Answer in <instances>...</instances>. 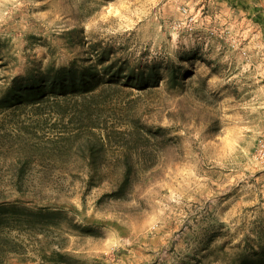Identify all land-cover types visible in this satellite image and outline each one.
I'll use <instances>...</instances> for the list:
<instances>
[{
    "label": "rangeland",
    "instance_id": "obj_1",
    "mask_svg": "<svg viewBox=\"0 0 264 264\" xmlns=\"http://www.w3.org/2000/svg\"><path fill=\"white\" fill-rule=\"evenodd\" d=\"M103 55L92 92L0 108V202L63 213L5 215L4 264H264V0H0V95Z\"/></svg>",
    "mask_w": 264,
    "mask_h": 264
},
{
    "label": "trees",
    "instance_id": "obj_2",
    "mask_svg": "<svg viewBox=\"0 0 264 264\" xmlns=\"http://www.w3.org/2000/svg\"><path fill=\"white\" fill-rule=\"evenodd\" d=\"M106 55L101 56L96 62L92 63V65L88 66L86 70L82 71L80 74H77L73 68H60L56 71L55 75H51L47 72H39L37 77L33 78L32 82H26V79L17 77L13 80V83L2 92L0 95V108L1 107H11L14 105H28L35 104L44 100L50 96H61L67 97L69 95H78L89 93L95 90L101 78L98 77V65L105 60H107ZM115 63H111L110 65L103 68L105 75L113 76ZM123 73V69L119 70L118 76H121ZM151 78H157L156 71H153ZM132 80H139L138 76L127 77ZM175 75L172 76V79H175ZM25 80V82H21V80ZM143 80V79H142ZM130 81V80H129ZM21 82V83H20ZM91 130V129H90ZM98 133L95 131H88L86 133L84 140L79 143V151L82 153L84 157H89L90 160L95 161L98 159V156L108 150V146L112 143V137L110 135L98 136ZM60 135H63L61 133ZM58 135V136H60ZM134 135V134H133ZM59 138V137H58ZM132 142V141H131ZM138 142V136H133V143ZM124 153L126 160L128 161L126 165V178L121 183V188L119 191H123V185L126 184L129 180V173L131 167V173L134 165V153L133 147L131 145V150L128 146L123 145ZM98 167V166H96ZM23 169V167L21 168ZM120 194V193H119ZM7 198V197H6ZM19 200L14 202L10 201H2L0 202V264H4L5 254L9 252H13L16 250L17 243L13 238L9 236L3 235V224L5 220H10V218H3L5 215H11L13 220L24 219L23 216H42L47 218V222L41 223L44 225L57 224L56 219L60 218L63 214L59 209H51L46 208L41 211H33L27 210V208L21 205ZM15 217V218H14ZM4 220V221H3ZM12 220V221H13ZM8 221H6L7 223ZM31 223V220H29ZM36 225H32L31 227H35ZM58 253V252H57Z\"/></svg>",
    "mask_w": 264,
    "mask_h": 264
}]
</instances>
